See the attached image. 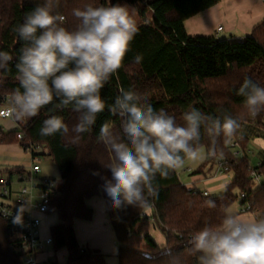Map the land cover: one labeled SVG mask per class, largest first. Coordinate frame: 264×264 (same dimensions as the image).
<instances>
[{"label":"trees","instance_id":"1","mask_svg":"<svg viewBox=\"0 0 264 264\" xmlns=\"http://www.w3.org/2000/svg\"><path fill=\"white\" fill-rule=\"evenodd\" d=\"M61 1L64 3L58 11L66 16L69 27H74L76 20L71 11L75 7H83L85 2ZM220 1L110 0L111 4L126 3L135 8L142 23L122 67L101 90L106 105L114 103L123 87L144 94L156 110L164 109L178 122H181L182 113L191 107L221 118L225 113L240 116L241 126L252 122L253 119L243 110L244 98L236 92L245 76L264 87V21L250 36L240 41L192 37L185 29L187 20L215 7ZM108 2L88 0L86 3L98 6ZM37 3L42 2L0 0V51L13 55L9 70L0 71V105L6 103L12 90L19 86L15 59L20 54L22 43L13 29L23 22L25 13ZM148 13L152 15L150 20ZM137 54L142 57L139 64L134 62ZM49 115L62 116L70 128L76 123L77 114L71 106L60 108L58 102H54L34 118L26 121L14 118L17 128L13 131L3 132L0 128V145H19L17 136L21 133L24 134L21 145L39 146L42 152L36 157L48 156L55 163L60 173L59 195L53 200L52 207L58 222L50 227V236L53 252L67 250L66 264H107L105 255L79 245L74 231L76 220H92L93 209L87 206L86 201L94 197H102L106 202L112 228L120 244L118 264H149L146 253L160 252L161 247L150 236V227L162 234L165 245L182 252L191 233L206 223H218L225 208L229 210L242 194L245 199L240 202L241 206H248L249 213L257 217L264 215V162L252 168L246 156L234 157L230 148V142L235 141L246 153L248 140L241 134V128L226 143L223 138L219 140L222 156L208 157V138H202L205 162L198 172L206 176L204 171L207 168L212 171L218 162L225 160L228 173H233L231 183L221 195L205 197L198 190L187 189L175 171L166 179L157 175L158 196L150 198L149 207L116 209L111 206L103 188L104 178L111 176L105 167L110 152L98 136L105 121L118 127L119 116H114L106 107L92 131L82 134L78 144H71L60 134L53 137L39 134L42 121ZM263 118L264 112L256 117L258 124ZM254 171L262 180L260 185L252 178ZM23 172L22 168H14L6 175L13 178ZM206 199L216 201L217 207L208 208L204 203ZM146 213L148 217H143ZM17 236L0 217V264H22L14 251ZM186 264H194L193 258H187Z\"/></svg>","mask_w":264,"mask_h":264},{"label":"clouds","instance_id":"2","mask_svg":"<svg viewBox=\"0 0 264 264\" xmlns=\"http://www.w3.org/2000/svg\"><path fill=\"white\" fill-rule=\"evenodd\" d=\"M59 6L60 0H42L13 29L22 47L15 59L19 86L7 97V110L16 120L34 118L54 102L60 108L71 106L77 114L71 128L62 116L49 115L39 134H60L78 144L106 107L118 115L119 126L105 121L98 136L110 152L105 167L111 176L104 178L103 188L116 209L149 207L150 198L158 196L157 175L166 179L203 158V136L209 142L208 157L223 155L218 142L236 135L240 116L225 113L221 118L191 107L178 122L164 109L156 110L144 94L123 87L114 103L106 105L101 90L122 67L139 32L135 8L110 0L107 5L85 3L72 9L76 24L70 28ZM141 60L139 54L134 57L137 64ZM12 61V54L0 51V71H8ZM236 94L244 98L249 118L264 112V87L250 77H244ZM204 203L217 207L212 199ZM189 257L194 264H264V215L245 217L225 208L218 223H206L189 235L182 252L165 245L157 254L146 253L149 264H186Z\"/></svg>","mask_w":264,"mask_h":264},{"label":"crops","instance_id":"3","mask_svg":"<svg viewBox=\"0 0 264 264\" xmlns=\"http://www.w3.org/2000/svg\"><path fill=\"white\" fill-rule=\"evenodd\" d=\"M263 21L264 2L262 0H221L215 7L187 20L185 22V29L187 34L192 37L206 36L229 41H240L250 36L254 29L260 26ZM219 28H223V30L218 32ZM7 120L9 119L3 120L0 118V128L2 131L10 132L15 130L17 128L15 119L10 122H7ZM241 134L248 140L247 147L250 144L257 147L260 156L259 164L264 162V118L260 121V124L256 122V127L248 125L247 123L243 124L241 126ZM27 160L30 162L31 157L25 154L18 144L0 145L1 168H9L8 170L22 168L25 170ZM196 161L190 162L184 167V171L187 172L188 176H192L190 173L192 171L189 170V166ZM29 164L31 166V163ZM7 169L6 171H8ZM211 173L212 171L209 174L210 176ZM210 176L202 175L194 179L192 178L193 181L186 188L198 190L194 185L197 182L204 181V183H212L220 178L207 180ZM86 204L93 209L94 214L90 221L76 220L74 222L77 242L89 250H97L105 255L107 264H118L117 254L120 244L114 234L105 200L102 197H94L87 200ZM252 216L256 215L253 214ZM50 227L46 232L42 230L44 236L50 235ZM153 229L151 227L149 231L150 236L159 247H163L165 240H163V243H157L153 236ZM61 250L62 252L48 251V254L40 255L38 260L43 264L49 257H53L56 263L66 264L68 252L66 249Z\"/></svg>","mask_w":264,"mask_h":264},{"label":"built area","instance_id":"4","mask_svg":"<svg viewBox=\"0 0 264 264\" xmlns=\"http://www.w3.org/2000/svg\"><path fill=\"white\" fill-rule=\"evenodd\" d=\"M222 30V28H219L218 32ZM0 118L3 120L14 118L13 114L7 110V102L0 105ZM23 137L24 134L19 133L17 140L20 143L21 150L31 157V166L29 170H24L23 173L13 178L8 176L0 178V217L18 235L14 251L20 256L21 263L42 264L39 262L38 257L48 254V249L53 246L52 237L43 235V225L55 215L52 202L59 195V186L55 180L48 178L38 180L35 178L41 173V168L36 164L39 157L36 156L42 152V149L39 146L30 144L21 145ZM230 148L233 156L238 158L241 152H233V149L240 148L238 142L231 143ZM215 168L216 170L214 172L212 170L211 176L207 180L216 179L228 173L225 160L218 162ZM252 178L258 185L261 184L262 180L256 171L252 173ZM14 179L16 182H14ZM19 184H25V186L15 189L14 187ZM203 196L208 197L209 194L203 192ZM239 198L241 202L245 199V195L242 194ZM22 205L24 210L21 212ZM249 210L248 206H244L240 213L246 214ZM17 216H20L19 220L16 219ZM143 217H148L147 213ZM55 263V259L49 257L43 264Z\"/></svg>","mask_w":264,"mask_h":264},{"label":"rangeland","instance_id":"5","mask_svg":"<svg viewBox=\"0 0 264 264\" xmlns=\"http://www.w3.org/2000/svg\"><path fill=\"white\" fill-rule=\"evenodd\" d=\"M87 1L88 0H78V3H84V2L86 3ZM41 2H42V0H41ZM63 3L64 2H62L60 0V6L63 5ZM121 4L123 5L126 3H121ZM129 7L132 8L131 6H129ZM151 17H152L151 13H148L147 14L148 20H150ZM135 18L137 20L138 26H140L142 22H141L140 18L138 17L137 13H136ZM66 26L69 27V24L67 23V19H66ZM10 121H14V119L7 120V122H10ZM256 122H257V120L255 118L252 120V122H249L247 124L256 127ZM234 142L235 141H231L230 144L234 143ZM236 151L241 152V154L238 156L239 159L246 156V158H247V160H248V162L252 168H255L258 166L259 161H260V156H259V151H258L256 146H254L253 144H250L246 149V153L243 152L241 147L236 149V150L233 149V152H236ZM201 153L203 154V158L198 159L195 163H193L191 166H189V170L192 171V172H190L192 174V176H188L187 172L184 171L185 168H183L177 172L179 180H180L182 185L188 187V184H190L194 178L202 176V174H200L198 171L201 169L202 165L205 162V149L204 148H201ZM28 161L29 160H27V162L25 164V170L26 171L29 170V167H30L29 163H31V161L30 162H28ZM36 164L39 165V167L41 168V173L39 175L35 176L36 179H38V180L42 179V178L52 179V180H55V182L59 185L60 173H59L55 163L53 162V160L50 157H48V156L40 157ZM1 167L2 166H0V177H6L7 176L6 175L7 174V171H6L7 168H4L5 169L4 170ZM215 170H216V168L214 167L213 172ZM204 172L206 173V175L208 177L210 176L209 174L211 171H209L208 168ZM232 179H233V173L229 172V174L223 175L218 180H215L212 183H204V181H203V182H197L194 185L198 189V191H200L202 193L204 191H207V193L209 194L210 197H215V196H219L222 193H224L225 187L229 183H231ZM14 182H16L15 179H14ZM21 186H25V184H19L18 186L14 187V188L18 189V187H21ZM242 208H243V206H241V204H240V198H238V200L230 207L229 211L239 213L241 215L240 211ZM242 215L245 217H251L253 214L248 212V213L242 214ZM57 222H58L57 216L56 215L52 216L50 219H48L44 223L43 231L46 232L50 226L56 224ZM150 229H151V227H150ZM153 230H154L153 236H154V239H156L157 243H163V240H165V239L162 236V234L158 230H155V229H153ZM52 250H53L52 248L48 249L49 252H51ZM64 251H66V250H64ZM59 252H62V250H59ZM59 257L60 256L58 255V258Z\"/></svg>","mask_w":264,"mask_h":264}]
</instances>
